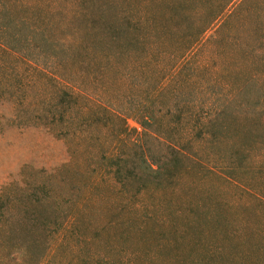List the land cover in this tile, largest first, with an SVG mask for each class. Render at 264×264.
<instances>
[{"label": "trees", "instance_id": "obj_1", "mask_svg": "<svg viewBox=\"0 0 264 264\" xmlns=\"http://www.w3.org/2000/svg\"><path fill=\"white\" fill-rule=\"evenodd\" d=\"M193 3L0 0V97L12 104L13 121L44 127L66 143L69 154L66 162L42 170L37 181L0 189V264H251V253L236 252V211L228 217L219 205L170 212L168 234L135 255L122 254L100 235L110 226L115 235L147 229L135 217L136 207L130 205L124 222L108 219L93 229L82 223L103 204L124 209L135 201L139 189L128 188L131 179H173L187 158H195L213 101L202 116L201 86L186 71L185 55L213 17L197 20ZM171 42L175 54L166 50ZM129 117L140 131L128 127ZM95 125L116 126L110 150L102 147L96 159L77 160L72 142L91 137L92 143ZM150 135L164 145V160L144 151L143 137ZM116 195L117 203L105 202ZM249 243L245 235V249ZM151 248L154 254L147 253Z\"/></svg>", "mask_w": 264, "mask_h": 264}, {"label": "rangeland", "instance_id": "obj_2", "mask_svg": "<svg viewBox=\"0 0 264 264\" xmlns=\"http://www.w3.org/2000/svg\"><path fill=\"white\" fill-rule=\"evenodd\" d=\"M193 8L199 21L213 17L203 38L185 55L186 71L201 86L198 91L202 116L208 101H213L211 112L203 119L204 136L196 141L195 158H187L186 168L173 179L155 174L150 179L143 177V182L131 179L128 188L139 189L135 201L124 209L103 204L89 213L92 224L82 223L93 229L108 219L124 222L132 214L130 205L136 207L140 216L135 217L147 229L139 235H115L110 226L108 233L101 231L100 235L122 254L135 255L142 254L146 244H154L168 234L170 212L219 205L230 211H226L228 217L236 211V252H249L253 256L251 264H264V0H194L190 11ZM176 48L174 42L166 46L171 54L178 52ZM13 119L12 104L0 97V189L12 183L21 185L28 178L37 181L42 170H52L69 160L63 140L40 125H22ZM126 122L129 128L141 130L132 118ZM115 128L100 129L95 125L90 129L92 143L91 137L73 141L78 148L76 159H96L102 147L110 150L117 134ZM129 135L137 139L135 133ZM143 140L144 151L160 156L161 161L165 159L164 145L151 135ZM156 159L149 163H159ZM115 187L118 190V185ZM115 197L105 202L110 204ZM161 229H166L164 235ZM245 235L250 240L247 249L243 244ZM60 238L61 235L57 242ZM68 253H61L62 260ZM147 253L154 254V248Z\"/></svg>", "mask_w": 264, "mask_h": 264}]
</instances>
